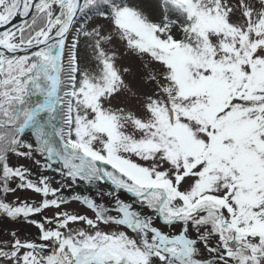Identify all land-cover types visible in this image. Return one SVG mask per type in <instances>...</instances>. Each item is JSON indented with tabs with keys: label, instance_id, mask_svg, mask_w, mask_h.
I'll list each match as a JSON object with an SVG mask.
<instances>
[{
	"label": "snow or ice",
	"instance_id": "1",
	"mask_svg": "<svg viewBox=\"0 0 264 264\" xmlns=\"http://www.w3.org/2000/svg\"><path fill=\"white\" fill-rule=\"evenodd\" d=\"M0 264H264V0H0Z\"/></svg>",
	"mask_w": 264,
	"mask_h": 264
},
{
	"label": "rangeland",
	"instance_id": "2",
	"mask_svg": "<svg viewBox=\"0 0 264 264\" xmlns=\"http://www.w3.org/2000/svg\"><path fill=\"white\" fill-rule=\"evenodd\" d=\"M75 190L80 192L81 194H95L94 190L90 186L84 185L83 183L78 184ZM16 195L21 196L22 198H27L30 197L32 194L29 192H18ZM73 207H75V205H73ZM17 226L22 227V225Z\"/></svg>",
	"mask_w": 264,
	"mask_h": 264
}]
</instances>
